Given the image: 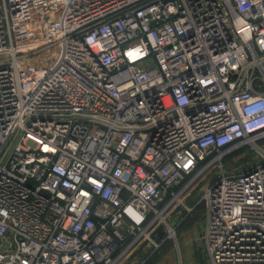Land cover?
I'll return each instance as SVG.
<instances>
[{
	"label": "built area",
	"instance_id": "obj_1",
	"mask_svg": "<svg viewBox=\"0 0 264 264\" xmlns=\"http://www.w3.org/2000/svg\"><path fill=\"white\" fill-rule=\"evenodd\" d=\"M262 138L264 0H0V264L158 250L217 164L209 264H264ZM246 145L263 163L225 172Z\"/></svg>",
	"mask_w": 264,
	"mask_h": 264
},
{
	"label": "rangeland",
	"instance_id": "obj_2",
	"mask_svg": "<svg viewBox=\"0 0 264 264\" xmlns=\"http://www.w3.org/2000/svg\"><path fill=\"white\" fill-rule=\"evenodd\" d=\"M52 55V52H44L37 60L43 64L49 63L53 60ZM259 142L264 147V138ZM262 163L261 157L249 145L229 152L222 161L224 171L229 174L250 171ZM220 167L221 165L217 164L202 172L193 181L187 193L182 196L181 202L177 201L166 214L169 225L176 232L175 238L168 237L169 233L163 222H158L151 231L150 236L153 241H161L163 238L164 241L167 240V245L162 249L166 251V255L157 264L210 263L203 239L206 222L203 197L206 191L217 182ZM155 251L151 241L145 239L136 245L120 264H148Z\"/></svg>",
	"mask_w": 264,
	"mask_h": 264
},
{
	"label": "trees",
	"instance_id": "obj_3",
	"mask_svg": "<svg viewBox=\"0 0 264 264\" xmlns=\"http://www.w3.org/2000/svg\"><path fill=\"white\" fill-rule=\"evenodd\" d=\"M163 240H164V238L161 239V241L160 240L158 241V242L162 243V245H161V247L158 250L155 251V253L152 256L150 255L151 256V260H150V262L148 264H157L166 255V251H163L162 249L167 245L166 244L167 240L162 242Z\"/></svg>",
	"mask_w": 264,
	"mask_h": 264
},
{
	"label": "bare ground",
	"instance_id": "obj_4",
	"mask_svg": "<svg viewBox=\"0 0 264 264\" xmlns=\"http://www.w3.org/2000/svg\"><path fill=\"white\" fill-rule=\"evenodd\" d=\"M241 173V172H240Z\"/></svg>",
	"mask_w": 264,
	"mask_h": 264
},
{
	"label": "flooded vegetation",
	"instance_id": "obj_5",
	"mask_svg": "<svg viewBox=\"0 0 264 264\" xmlns=\"http://www.w3.org/2000/svg\"><path fill=\"white\" fill-rule=\"evenodd\" d=\"M232 149V148H231Z\"/></svg>",
	"mask_w": 264,
	"mask_h": 264
}]
</instances>
